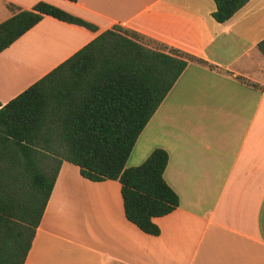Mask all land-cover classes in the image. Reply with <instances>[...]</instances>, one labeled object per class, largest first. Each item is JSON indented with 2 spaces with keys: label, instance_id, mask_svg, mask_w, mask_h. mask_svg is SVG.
<instances>
[{
  "label": "crops",
  "instance_id": "1",
  "mask_svg": "<svg viewBox=\"0 0 264 264\" xmlns=\"http://www.w3.org/2000/svg\"><path fill=\"white\" fill-rule=\"evenodd\" d=\"M38 1L97 30L44 15L0 52L1 104L113 25L204 62H188L137 138L144 159L167 151L163 176L179 196L153 218L160 233L126 219L118 180L63 161L23 264H264V0L223 23L213 0H0V22L10 4Z\"/></svg>",
  "mask_w": 264,
  "mask_h": 264
},
{
  "label": "trees",
  "instance_id": "2",
  "mask_svg": "<svg viewBox=\"0 0 264 264\" xmlns=\"http://www.w3.org/2000/svg\"><path fill=\"white\" fill-rule=\"evenodd\" d=\"M213 1L219 23L248 2ZM9 8L13 14L0 22V52L44 15L97 30L46 1L30 9ZM257 47L264 55V38ZM189 61L204 62L113 25L0 103V264L24 263L63 161L91 181L118 180L126 219L144 233H160L153 218L179 206L178 194L163 176L167 151L156 147L139 165L125 164Z\"/></svg>",
  "mask_w": 264,
  "mask_h": 264
},
{
  "label": "rangeland",
  "instance_id": "3",
  "mask_svg": "<svg viewBox=\"0 0 264 264\" xmlns=\"http://www.w3.org/2000/svg\"><path fill=\"white\" fill-rule=\"evenodd\" d=\"M150 45L158 47V45H156L155 43H150ZM206 121H207V125H208L207 128H209L210 121L208 119ZM145 136L146 135L143 134L138 139L134 149L130 153V157H128V159H127L128 161H127L126 167L139 165L144 160V157H142L141 149H142V146H143V144L145 142Z\"/></svg>",
  "mask_w": 264,
  "mask_h": 264
}]
</instances>
